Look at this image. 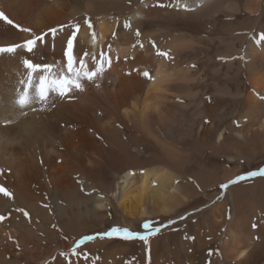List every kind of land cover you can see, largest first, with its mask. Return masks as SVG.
Instances as JSON below:
<instances>
[{
	"label": "bare ground",
	"instance_id": "obj_1",
	"mask_svg": "<svg viewBox=\"0 0 264 264\" xmlns=\"http://www.w3.org/2000/svg\"><path fill=\"white\" fill-rule=\"evenodd\" d=\"M0 11L13 21L0 20V46L43 36L32 53L20 48L0 54V185L12 193L11 199L0 193V264H97L98 256L100 264H118L116 256L129 249L101 250L110 238L98 233L130 219L179 211L193 187L180 173L185 155L170 136L185 115L181 103L196 93L195 80L201 90L193 120H202L189 132L203 151L204 145H233L227 155L233 168L216 181L214 168L206 189L244 175L238 160H264V41L256 42L264 32V0H0ZM186 20L194 21L190 25L200 37L176 31ZM74 25V54L89 70L102 53L111 66L92 81L82 80V90L64 97L50 92L47 102L34 98L21 107L17 100L29 74L23 60L52 64L59 74ZM223 30L227 40L219 35ZM241 47L244 58L237 63L249 90L233 92L222 83L221 63ZM191 50L198 51L195 57L183 59ZM196 58L201 76L191 68ZM38 75L29 91L33 97ZM213 199L189 209L199 210L187 218L196 219L195 239L178 249L167 244L157 255V235L149 259L130 263L264 264V177L230 185ZM84 236L95 238L77 247ZM45 243L43 254L33 255ZM86 247L90 253L84 257Z\"/></svg>",
	"mask_w": 264,
	"mask_h": 264
},
{
	"label": "rangeland",
	"instance_id": "obj_2",
	"mask_svg": "<svg viewBox=\"0 0 264 264\" xmlns=\"http://www.w3.org/2000/svg\"><path fill=\"white\" fill-rule=\"evenodd\" d=\"M226 19L227 18L222 17L220 22H223V21L225 22ZM191 21L192 20H189V21L186 20L185 23L181 24L176 31H183V32H187V33L191 32L194 34V36L200 37V34L197 32L196 28L195 27L193 28V26L190 25ZM192 22L194 23V21H192ZM174 30L175 29H170V31H173V32H174ZM240 33L238 32V34H240ZM219 35L223 40H227V38L229 37L228 36L229 32H227L226 30H223L219 33ZM215 39L218 41L219 46L222 47L221 44L219 43L220 39L217 37ZM216 45H217V43H216ZM242 49H243V47H241L240 51L237 53L227 54L226 57L223 58V61L221 63V66L223 69V71H222L223 74L221 77L222 83L226 84L227 86L232 88L233 92H236L238 88L239 89L242 88L243 92H245V91H247L246 88H248L246 86L247 83H246L245 70L242 68L241 63L240 64L237 63L238 59L243 60V58H244L243 57L244 51ZM193 52L198 53L197 50H195ZM193 52L191 50L189 52L190 53L189 56H184L183 59L195 57ZM202 55L203 54H200V53L197 54L198 57H200ZM199 62H200L199 58H196L194 62H191V68H193L192 69L193 72L197 71V76H201V74H202L201 65H198ZM229 62H232L233 65H232V63H229ZM238 66H239L240 72L235 76V74L238 71V68H236V67H238ZM225 73H227L226 76H224ZM223 76H224V78H223ZM191 83L194 84L193 89H195L196 93L192 94L191 97H189V99L187 100L188 104L181 103L184 106L186 105L184 107L185 108V115L179 117V121H176V126H175L176 132L172 136H170V139L172 141L174 140L176 145H178L179 149L185 155L184 156L185 161L183 163L184 165L181 168L180 173H181L182 177L184 179H186V181L188 180V182L192 185V187H193L192 195L193 196H191L189 199H187L186 204L182 205L180 210L176 211L175 213L157 214L155 216H143L141 218L138 217V219H133V220L130 219L131 221L128 222L127 224L126 223H120V224L115 223L116 225H119L120 228H128L129 230H131L133 232L143 233L144 232V229L142 227L143 223L145 221H152L153 227H160V229H161L158 234H156L155 236L149 237L148 245H145L144 242L139 240V239L124 240V239H121L119 237L110 238V241H108V243L103 244L101 250H105V251L109 252V251L116 249V248H119V249L120 248H127V249H129V251L126 252V254L124 255L125 257L120 256V258H121L120 259L119 257L116 256V259L118 258L117 260H119L118 264H124V263H130V262L131 263H133V262L142 263V261L145 262L147 259H149L148 257L150 256L149 252H148L150 247H151L150 244H152L150 240H151V238L157 237V235H158V238H157V241H155L156 242L155 245H157L156 248L157 249L159 248L156 251L157 255L159 253H161V251L164 250L165 245H167V244L171 245L173 248L178 249L181 247L182 242H185L186 239L189 238L190 241H192V239H191L193 236L192 229L194 227V223L196 222V219H192V218L187 219V218H189L192 214H194L195 212H198L199 210L194 209V210L190 211L189 209L194 208L195 206H197L199 204L206 205L207 202L211 201L215 196H217L218 194H221L223 192V189H221L219 187L222 184L221 182L220 183L217 182L216 185L210 187L209 188L210 190L206 189L207 181L205 182V179L206 178L209 179L210 173L212 172V170L214 168H215V172H214L215 174L212 177V179L214 181H216L217 179H220L221 176L224 175V173L227 170H230L231 168H233L232 165H234V163L227 161V155L229 154V152H232L231 146H233V145L226 146V148H225V146H223L222 148H218V149L213 148L212 146L210 148L209 146L204 145L205 149L203 151V149L199 148V144H198L199 141L197 143V141L195 140L196 139L195 133L189 132L190 127H193L196 130L197 123L200 120H202L200 118V116L197 118V120H193L194 115L192 114V112L195 110V106H196L195 100H196L197 96L199 95L201 89H200V86H199V83L197 80H195ZM248 90H249V88H248ZM239 105H240V101L238 100L237 106H239ZM228 121H229V119H226L225 122H228ZM186 127H187V129H186ZM142 159H143V157H142ZM254 161L255 160L249 161L251 163L249 165H247L246 162L238 160V162H235V165L236 164L241 165V168H242L241 173L242 174H244V173L246 174L250 171L256 170V169L264 166V160H259L257 162L256 161L254 162ZM216 171L218 173H216ZM219 174H220V176H219ZM259 177L262 178L264 176H259ZM201 180L203 182L202 184L200 182ZM202 190L204 192L206 191L208 193V195H212V194H214V195L211 198L208 195L205 196L203 194ZM194 192H198V194L196 196H194L195 195ZM213 200H215V199H213ZM181 217H184V218L181 219ZM106 238H108V237H106ZM181 240H183V241H181ZM155 242H153V243H155ZM84 243H88V241H85ZM46 245H47V243L42 245V247H38V249H36L34 251L33 255H35V256L42 255L45 248H46ZM141 249H144L142 253H141ZM101 250L97 251V253H99V255L102 254ZM37 251H38V253H37ZM89 253H90V249L88 247H86L83 249L82 255L84 257H87L89 255ZM84 257H81V259H83ZM96 259H97V264H100L102 259H100L99 256ZM67 260H69V262H71V263H77L79 261L78 259H74L72 261L70 259H67ZM125 261H127V262H125Z\"/></svg>",
	"mask_w": 264,
	"mask_h": 264
},
{
	"label": "snow or ice",
	"instance_id": "obj_3",
	"mask_svg": "<svg viewBox=\"0 0 264 264\" xmlns=\"http://www.w3.org/2000/svg\"><path fill=\"white\" fill-rule=\"evenodd\" d=\"M0 20L5 21L8 24H13L2 11H0ZM88 23V27L91 29L92 25L90 22ZM126 27H130V25H125ZM16 27H19L18 25ZM75 31L72 32V35L67 39L66 48L64 50V57L66 59V65L64 69H61L59 74H55L52 72L53 65L52 64H40L34 63L30 58H25L23 60V66L29 70L28 80L26 82L27 86L24 88L22 94L19 96L17 103L21 106H27L33 102V99H37L40 102H47L48 95L50 92H56L59 96L64 97L67 96L73 89L82 90L83 85L81 83L82 80L92 81L97 75L102 74L105 70V65L108 67L111 66V58L106 54H101V59L96 63L95 67L92 70H89L85 64L83 58H78L74 54L75 42L77 41V33L79 31V25H74ZM24 32H31V29L23 28L21 29ZM53 35L56 33V29H50ZM135 35L139 37L141 35L140 31L137 29ZM93 42L96 41V34L92 32ZM43 40V36L33 34L32 38L25 40L22 44H11L8 46H0V54L8 53L13 54L18 49L23 48L27 53H32L33 50L37 46V42ZM264 41V32L259 34V39L256 41L258 44ZM139 43V41H137ZM143 45L141 44V47ZM135 47V45H133ZM88 53L85 52L84 56H87ZM162 55H167V53H162ZM79 63V68L76 67V64ZM66 69V70H65ZM38 75V81L35 83V97L29 94L30 89L33 86V76ZM145 77L151 78L149 72L144 71L142 73ZM10 123V121H8ZM256 176H264V167L259 168L255 171H250L244 175H240L235 177L232 180L227 181L226 183H222L219 187L221 189H228L230 185L236 184L242 180H246L251 177ZM0 193L3 194L4 197L11 199L12 193L8 191L4 186L0 185ZM219 198V197H218ZM18 211L22 212L25 217L29 216V213L25 211L23 208L18 209ZM184 217H181L183 219ZM5 219L4 216H0V221ZM171 223V222H170ZM144 232H133L128 228H120L113 227L109 231L104 233H98L101 237H119L124 240H134L139 239L144 242L145 245H148L149 237L155 236L160 232V227H153L152 221H145L142 225ZM253 228H256L257 225L253 224ZM94 236H84L80 240L76 242L77 247L83 244L85 241H90L94 239ZM191 239H195L192 237ZM74 253L76 249L72 250ZM63 254V253H62ZM209 255H211V251H209Z\"/></svg>",
	"mask_w": 264,
	"mask_h": 264
}]
</instances>
